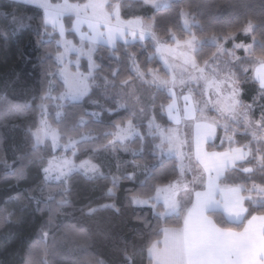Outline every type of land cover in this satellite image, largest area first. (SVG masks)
Segmentation results:
<instances>
[{"label":"trees","instance_id":"trees-1","mask_svg":"<svg viewBox=\"0 0 264 264\" xmlns=\"http://www.w3.org/2000/svg\"><path fill=\"white\" fill-rule=\"evenodd\" d=\"M68 1L84 5L88 0ZM107 1V10L117 5L124 21L152 23L165 44L196 38L201 42L194 56L199 66L216 57L217 46L208 43L212 38L221 42L233 36V43L243 45L256 40L250 55L239 52L233 72L241 100L253 106L251 118L261 122L264 132V93L252 78L256 60H264V0H172L162 7L143 0ZM184 13L192 21L190 31L183 24ZM74 20L65 16L63 24L66 38L79 44ZM249 24L254 28L246 35ZM59 39L39 7L0 0V264H149V248L161 239L164 228L182 226L184 211L165 216L161 203L133 204L134 197L152 199L158 187L179 177L177 160L158 156L159 139L149 136L145 126L152 115L159 124L169 125L164 108L171 98L165 90L141 83L134 67L164 77L169 72L149 39L117 42L114 48L99 44L93 54L96 69L90 92L58 109L48 94L58 96L65 90L56 60L62 52ZM78 69L88 73V61L82 58ZM132 84L150 107L145 105L142 111L122 107V96ZM41 104H47L48 120L62 144L82 139L74 161L93 162L100 175L89 178L75 172L65 181H45L43 170L54 153L50 142L36 145L33 137ZM128 121L138 124L143 138L113 143L117 129ZM207 148L217 152L246 148L248 158L226 172L220 183L242 187L247 197L253 187L264 188V140H254L242 124L230 141L217 127ZM248 168L254 170L247 173ZM244 205L246 215L239 224L228 222L219 211L208 215L220 228L239 231L253 216H264V200L247 198Z\"/></svg>","mask_w":264,"mask_h":264},{"label":"rangeland","instance_id":"rangeland-1","mask_svg":"<svg viewBox=\"0 0 264 264\" xmlns=\"http://www.w3.org/2000/svg\"><path fill=\"white\" fill-rule=\"evenodd\" d=\"M39 7L46 16V24L51 26L59 35V46L61 54L56 56L60 65L59 77L65 85L62 94L51 97L54 105L60 109L65 102H77L84 99L90 92L93 83V71L96 65L93 61V54L97 45L105 44L110 48L115 47V43H143L151 40L155 48V55L163 63L169 72L168 77L161 76L155 71L142 73L136 66L134 71L140 77L141 83L163 89L171 98V102L164 108V114L169 125L163 126L157 122L152 115L146 121L147 134L159 139L156 144L159 157H174L178 162L179 177L165 186L157 188L152 199L134 197L133 204L137 207L151 206L161 203L164 206L165 215L178 214L180 210L185 212L192 197V189L199 185L202 189L206 183L198 172L195 171L190 152L193 145L202 139L207 129L222 128L225 139H233L238 125L242 124L246 132L254 140H264V132L261 122L251 118L253 106L245 104L241 100V89L235 80L233 66L241 55H250L256 40L250 45L233 43V36L222 39L212 38L208 43L217 46V53L213 63L199 66L195 61V52L201 42L194 37H189L186 41H174V44H165L153 31V24L138 21L135 25L129 22L122 28L118 26L119 7L116 5L114 12L108 16L111 26L99 28L102 23L99 20L100 6L104 13L103 2L92 1L88 5H77L68 0H56V4L50 0H16ZM153 7L167 6L172 0H143ZM90 8V9H89ZM90 10V12H89ZM73 15L74 31L78 37L79 44L66 38V30L63 18ZM183 24L187 30H191L192 21L186 13L183 14ZM90 23L94 27H89ZM133 25V26H132ZM94 28V29H93ZM254 26L249 24L244 34L250 35ZM232 42L230 46L228 42ZM75 56V57H72ZM84 58L88 61L89 72L84 74L78 68L80 60ZM259 65H264V60L260 59ZM258 65V66H259ZM75 68V70L72 69ZM127 93L123 94L122 107L130 108L134 111L137 107L140 111L146 103L141 97V90L137 84L128 87ZM264 93V90H262ZM146 103V104H145ZM41 117L39 126L34 131L33 137L36 145H43L50 142L54 155L47 160L44 167V179L47 182L65 181L69 175L75 172L84 174L92 178L101 174L100 168L89 160L76 163L73 156L76 154V145L82 140H69L67 143L60 142V135L56 128L48 120V106L41 104ZM60 115H56L57 117ZM205 129V130H203ZM143 138V134L138 126L128 121L125 126L119 127L115 133L113 143L126 144L135 138ZM203 140V139H202ZM244 155L249 156V151L243 149ZM230 152L231 149L229 150ZM236 151V150H234ZM254 168L245 171L252 172ZM247 198L253 201L264 200V188L253 187L248 192Z\"/></svg>","mask_w":264,"mask_h":264},{"label":"crops","instance_id":"crops-1","mask_svg":"<svg viewBox=\"0 0 264 264\" xmlns=\"http://www.w3.org/2000/svg\"><path fill=\"white\" fill-rule=\"evenodd\" d=\"M92 1L99 0H88L83 6L91 4ZM102 1L100 0L101 3ZM104 1V13L102 4L99 8L98 17L102 23L100 26L99 22L97 23L98 29L111 26L108 16L116 7L109 12L108 1ZM119 18L120 28L127 25L122 22L124 20L121 19L120 12ZM132 20L134 22L129 23H134L133 25L138 21L146 22L141 19ZM89 27L94 25L90 23ZM259 61L260 59H257L252 68V78L261 90H264V65H259ZM210 126L213 129H207L206 134L205 131L201 133L204 135L201 136L203 140L196 142L190 152L196 165L195 171L206 183L204 186L202 183V189L199 185L193 187L182 226L164 228L161 239L151 245L148 251L149 264H264V216H253L245 223L243 229L237 231L220 228L208 215L212 211H219L232 224L243 221L246 215L244 203L247 199L243 194L244 189L240 186H224L220 181L226 172L248 158L240 148L231 149L233 152L208 150L207 145L212 143L216 136V128Z\"/></svg>","mask_w":264,"mask_h":264}]
</instances>
